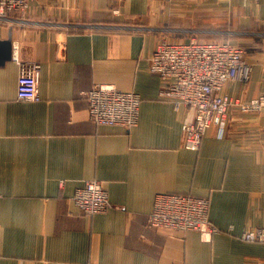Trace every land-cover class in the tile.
Listing matches in <instances>:
<instances>
[{"label":"crops","instance_id":"crops-1","mask_svg":"<svg viewBox=\"0 0 264 264\" xmlns=\"http://www.w3.org/2000/svg\"><path fill=\"white\" fill-rule=\"evenodd\" d=\"M193 36L253 45L249 83L225 90L264 94V0H32L24 22L0 23V44L41 65V101L25 102L19 66L0 63V264H264V244L241 239L264 227V111L234 109L188 150L190 113L149 69L160 39ZM99 84L141 97L135 127L90 118ZM91 180L111 205L93 216L72 200ZM158 194L207 198L219 232L149 226Z\"/></svg>","mask_w":264,"mask_h":264},{"label":"built area","instance_id":"built-area-1","mask_svg":"<svg viewBox=\"0 0 264 264\" xmlns=\"http://www.w3.org/2000/svg\"><path fill=\"white\" fill-rule=\"evenodd\" d=\"M32 0H0V23L24 22ZM10 60L19 66L17 99L39 102L41 65L23 59L18 42L11 43ZM149 69L161 80L160 97L176 110L185 108L190 119L182 124L184 147L198 150L203 137L215 126L223 130L234 109L243 114L264 111V94L246 100L226 92L228 84L246 86L251 65L241 44L230 40L160 39L148 59ZM90 118L100 125H119L131 129L138 124L141 97L112 85L99 84L86 93ZM1 197V195H0ZM89 216L106 212L110 205L107 191L97 180L87 181L72 198ZM207 198L183 194H158L148 217L149 226L176 231H197L210 239L219 230L209 221ZM241 239L264 244V227L246 230Z\"/></svg>","mask_w":264,"mask_h":264},{"label":"water","instance_id":"water-1","mask_svg":"<svg viewBox=\"0 0 264 264\" xmlns=\"http://www.w3.org/2000/svg\"><path fill=\"white\" fill-rule=\"evenodd\" d=\"M0 48V63H2L5 59H10L11 42L1 43Z\"/></svg>","mask_w":264,"mask_h":264},{"label":"rangeland","instance_id":"rangeland-1","mask_svg":"<svg viewBox=\"0 0 264 264\" xmlns=\"http://www.w3.org/2000/svg\"><path fill=\"white\" fill-rule=\"evenodd\" d=\"M240 44H241L242 48H244L246 59L249 61L251 68H253V63H252V60H250V58H249V54H251V55L255 54L256 53L255 48L253 47V45H246L244 43H240ZM251 47H253V49ZM257 51L259 52V49H257ZM251 74H252V71H251ZM250 78H251V76H250ZM241 96H242V94H241ZM242 97L244 98V96H242Z\"/></svg>","mask_w":264,"mask_h":264},{"label":"trees","instance_id":"trees-1","mask_svg":"<svg viewBox=\"0 0 264 264\" xmlns=\"http://www.w3.org/2000/svg\"><path fill=\"white\" fill-rule=\"evenodd\" d=\"M213 40H215V39H213Z\"/></svg>","mask_w":264,"mask_h":264}]
</instances>
